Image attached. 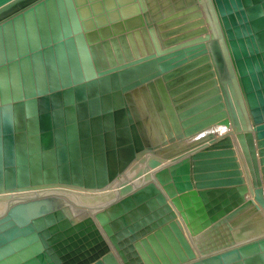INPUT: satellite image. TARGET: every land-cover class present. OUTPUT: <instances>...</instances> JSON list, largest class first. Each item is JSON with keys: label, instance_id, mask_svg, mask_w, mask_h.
<instances>
[{"label": "water", "instance_id": "95a60500", "mask_svg": "<svg viewBox=\"0 0 264 264\" xmlns=\"http://www.w3.org/2000/svg\"><path fill=\"white\" fill-rule=\"evenodd\" d=\"M256 125L264 174V0H0V264H264L178 222L246 204L206 142Z\"/></svg>", "mask_w": 264, "mask_h": 264}, {"label": "bare ground", "instance_id": "6f19581e", "mask_svg": "<svg viewBox=\"0 0 264 264\" xmlns=\"http://www.w3.org/2000/svg\"><path fill=\"white\" fill-rule=\"evenodd\" d=\"M257 126L258 125L244 129V130H240V131L228 134V135H224V136H221V137H218V138H215V139H212L206 142V144L209 145V144L217 143L220 141H226V140L231 141V143L233 144L234 150H235V156L239 164L242 177L244 179V186L247 187L249 192L246 196L247 202L240 210L236 211L231 216L221 220L220 222H218L217 224L209 228L207 231H205L204 233L196 237H192L188 229H187L188 233L186 232L182 220L179 219L178 221L179 225L181 226L184 234L187 236L191 246L193 247V250L195 251L197 255V259H202L206 256H210V255L222 252L234 246H238L250 240L257 239V238L264 236V174H263V167H262L261 160H260L259 146L257 142L258 140L257 139ZM240 133H242L244 136L246 134L252 135L255 150H256L260 179L262 182V186L260 187L254 184L256 181V175H255V172L253 171L254 170L253 161L251 159V164L249 163L245 150L243 149V146L241 142L239 141L238 136ZM243 141L245 142V145L247 146V155L251 157V153L249 150V144H248L249 142L246 138L245 140L243 139ZM188 156L189 154H187L186 156H181L177 160H183L187 158ZM166 165H168V162H165V166ZM152 182L156 183V185L160 187L156 179H153L149 183H152ZM55 197L63 202L60 195L55 196ZM87 215H92L93 217H95V214L93 212L84 214V216H87ZM76 217H80V216H76ZM223 233L227 234L228 236L227 242L230 243L231 245L226 246L222 250L221 249L215 250V251L210 250L211 249L209 248L210 242L208 241L212 239L214 240V237H212L211 234H214L215 236H217L216 237L217 239ZM210 236L212 237V239H210ZM204 237L205 239L201 242L202 243L201 246H199V243H196V240L197 239L201 240ZM224 239L225 237L223 238V240ZM219 241H221V237ZM221 245H223V242ZM202 252H205V253L202 254Z\"/></svg>", "mask_w": 264, "mask_h": 264}, {"label": "rangeland", "instance_id": "374dc122", "mask_svg": "<svg viewBox=\"0 0 264 264\" xmlns=\"http://www.w3.org/2000/svg\"><path fill=\"white\" fill-rule=\"evenodd\" d=\"M247 170H248V168H247ZM131 194V193H130ZM239 224V223H238ZM238 224H237V226H238ZM224 232V231H223ZM221 234V233H220ZM224 234H226V233H223L221 236H219V238H217L216 239V237L217 236H215L214 234H211V236L212 237H214V240L212 239V237L210 236V239H212V240H210V239H208V240H210V241H208V242H210L209 243V248H211L210 250H222L223 248H225L226 246H228V245H231L230 243H228L227 241H228V236H227V234L226 235H224ZM214 235V236H213ZM223 236V237H222ZM220 237H221V241H219L220 240ZM225 237V239L223 240V238ZM207 238V237H206ZM205 239V237L203 238V239H201V240H196V243H199V246H201V242L203 241ZM244 239V238H243ZM212 241V242H211ZM213 242H214V244H213ZM222 242H223V245H221L222 244ZM219 243H220V245H221V247H220V245H219ZM226 243V244H225ZM232 246H234V245H232ZM205 252H202V254H204Z\"/></svg>", "mask_w": 264, "mask_h": 264}]
</instances>
